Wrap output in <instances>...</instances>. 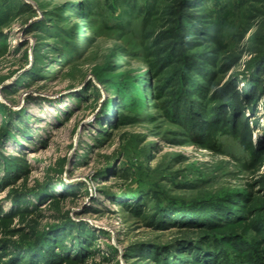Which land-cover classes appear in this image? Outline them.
<instances>
[{
	"label": "rangeland",
	"instance_id": "374dc122",
	"mask_svg": "<svg viewBox=\"0 0 264 264\" xmlns=\"http://www.w3.org/2000/svg\"><path fill=\"white\" fill-rule=\"evenodd\" d=\"M182 2L0 0V264H264V0Z\"/></svg>",
	"mask_w": 264,
	"mask_h": 264
},
{
	"label": "trees",
	"instance_id": "16d2710c",
	"mask_svg": "<svg viewBox=\"0 0 264 264\" xmlns=\"http://www.w3.org/2000/svg\"><path fill=\"white\" fill-rule=\"evenodd\" d=\"M182 3H183V5H185V8H188L189 6H193V4H194V2H192V0H183ZM82 8H84V7H82ZM64 13L66 14L67 11H65ZM184 14L185 13H183V15ZM184 18H183V16H181V19L179 20V23H178V27L179 26L180 27L183 26V22L186 20ZM187 21H189V19ZM174 53H175V50H174ZM241 99H242V97L239 95V93L232 88L231 89V92L228 93V96H226L225 98H222L221 99L220 104H219L220 106L218 105V107H217L218 108L217 109L218 113H220L223 110H226L227 108H225L223 106L224 105L227 106L229 103H231V105L234 103L233 109H232V111L234 112V114L237 115V114L241 113V111L244 110L243 109L244 108V105H242L240 103ZM247 99H249V97H247ZM185 103L187 105L189 104L188 102H185ZM181 105H182L181 103H180V107H179V105H176V107L178 108V110L180 108H182ZM219 107H221V108H219ZM174 109H176V108L174 107ZM227 112L230 113L229 111H227ZM172 113H173V111H172ZM192 116H193V114L191 115V117L188 120V121H190V126L189 127L191 128V131H192V129H199V128L200 129H205L206 128L205 125H201L200 123H198L197 120H199V118L197 120H194V117H192ZM219 121H218V123H219ZM205 131H207V130H205ZM262 134H264V132ZM193 138H196V137H193ZM200 141H203V140L200 139ZM237 209H239V208L238 207L232 208L230 206H227L223 210L222 209L217 210L219 212H216L214 215L217 216V217H220L221 219H229V220L232 219L231 222L228 221V223H234L235 222V216L239 212V210H237ZM139 210L143 211L145 209H141V208L140 209H137V208H134L133 209V212H137V211L139 212ZM139 213H141V212H139ZM220 215H222V216H220ZM155 219H157L156 221H158L160 223H163L162 222V219H161V216L158 217V213L157 212H154V214H152V221L154 222ZM215 219L216 218L212 217V218H210V221L209 222H207L206 224H203V225H205L206 227L213 226L215 224ZM165 221H167L166 218H165ZM188 225L192 226L193 224L192 223H188ZM218 225H220V223ZM47 238H49L47 233L46 234L45 233H41L40 235H37V239L31 245L28 244L29 246L27 248L30 249V251H34V252H32L30 254L31 256H30L29 261L27 262L28 264H40L39 261H40V259L43 256L40 255L38 251H42L44 249V243L47 240ZM216 238L217 237H214V236L211 235V237L209 236V238H207L206 240H204V241L202 240V241L196 243V246H198L200 248V251L198 253L197 252H192L193 255H195V256H193V258H195L193 260V264H219L220 263L221 258H220V256L218 257V255L223 252L222 249L221 250H218V253L219 254L217 252H215L213 254H207L206 253L207 251H209V252H214L215 251V250L212 251V249H213L212 248V246H213L212 243H214V240ZM49 242L52 243V240H50ZM56 243L59 244V241L57 240ZM80 244H81V241H79V243H76L74 245V248L73 249H75V246L78 247V245H80ZM223 246L224 247H229L230 244H227L226 243ZM236 250H239V249H236ZM70 252H73L72 249H71ZM83 252H87V249L86 250L83 249V251L82 250H80V251L79 250H77V251L74 250V253H75L74 254V257L70 253L67 258L62 257V256L60 257L58 253L54 252L55 254L53 255V257H55V258L53 260L58 259V260H60L59 263H61V264L64 263V261H66L67 263L77 262L78 260H81V258H82L81 256H82ZM149 255H151V254H149ZM149 255H148V258H152L154 260V264H167L166 262L161 263L159 261L160 260L159 258H161V257L157 256L158 258L157 257L155 258V256L153 254H152V256H149ZM235 255H237V257L239 256V254H238L237 251H235ZM169 257H171V256H169ZM216 258H218V261H216ZM222 261H223V259H222ZM173 262H175V261H173ZM10 263L14 264L12 261ZM222 264H242V263L240 261L236 260V258L232 254V255H229L228 257H226L224 259V261H223Z\"/></svg>",
	"mask_w": 264,
	"mask_h": 264
},
{
	"label": "bare ground",
	"instance_id": "6f19581e",
	"mask_svg": "<svg viewBox=\"0 0 264 264\" xmlns=\"http://www.w3.org/2000/svg\"><path fill=\"white\" fill-rule=\"evenodd\" d=\"M30 157H33V154H31Z\"/></svg>",
	"mask_w": 264,
	"mask_h": 264
}]
</instances>
